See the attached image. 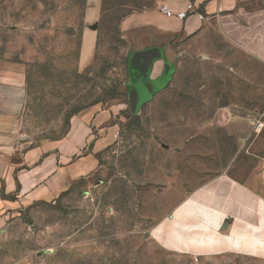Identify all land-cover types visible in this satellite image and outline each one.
I'll return each instance as SVG.
<instances>
[{
	"label": "rangeland",
	"instance_id": "obj_1",
	"mask_svg": "<svg viewBox=\"0 0 264 264\" xmlns=\"http://www.w3.org/2000/svg\"><path fill=\"white\" fill-rule=\"evenodd\" d=\"M161 1L102 0L91 23L89 0H0V60L27 68L26 147L52 149L91 107L119 126L97 171L55 202L0 208V264H264V0L177 45L161 77L132 80L122 24ZM219 183L256 196L248 215L216 198ZM200 193L212 213L189 209Z\"/></svg>",
	"mask_w": 264,
	"mask_h": 264
},
{
	"label": "crops",
	"instance_id": "obj_2",
	"mask_svg": "<svg viewBox=\"0 0 264 264\" xmlns=\"http://www.w3.org/2000/svg\"><path fill=\"white\" fill-rule=\"evenodd\" d=\"M161 3L175 12L193 3L204 19L199 14L185 20L168 17L160 7L127 18L122 27L134 47L129 65L132 80L138 78L141 81L143 76L150 79L161 77L177 45L191 44L208 30L211 21L223 24L233 12L239 14L245 9L244 0H162ZM101 9L102 0H89V22L99 19ZM84 35L81 48L83 62L93 54L96 46V36L91 29ZM256 54L264 60V46ZM26 100V66L0 60V208L7 204L28 207L55 202L76 182L97 171L100 154L117 141L119 133V126L106 125L113 111L91 107L73 117L67 137L55 143L52 149L46 145L26 147L21 126ZM216 192V198H225L233 204L234 216L248 215L242 211V206L257 201L256 196L244 186L230 192L223 183H219ZM205 195L198 194L189 204V209L209 214L211 210L201 204ZM255 231L252 228V232ZM219 237L229 242L222 233ZM209 238L213 239L212 235Z\"/></svg>",
	"mask_w": 264,
	"mask_h": 264
},
{
	"label": "built area",
	"instance_id": "obj_3",
	"mask_svg": "<svg viewBox=\"0 0 264 264\" xmlns=\"http://www.w3.org/2000/svg\"><path fill=\"white\" fill-rule=\"evenodd\" d=\"M160 11L168 17H177L181 20H185L189 16L194 14H199L200 18L204 19V15L202 13L201 14L199 13V10L196 8V6L193 3L188 4L186 9L179 12H175L168 5L163 4L160 7ZM263 179H264V175H263Z\"/></svg>",
	"mask_w": 264,
	"mask_h": 264
},
{
	"label": "water",
	"instance_id": "obj_4",
	"mask_svg": "<svg viewBox=\"0 0 264 264\" xmlns=\"http://www.w3.org/2000/svg\"><path fill=\"white\" fill-rule=\"evenodd\" d=\"M129 97L131 100H134L136 103H142L145 100V95L141 94L140 90L137 88H134L129 91ZM228 224L224 223L223 228L227 229Z\"/></svg>",
	"mask_w": 264,
	"mask_h": 264
}]
</instances>
